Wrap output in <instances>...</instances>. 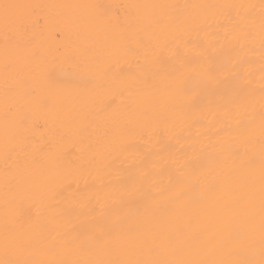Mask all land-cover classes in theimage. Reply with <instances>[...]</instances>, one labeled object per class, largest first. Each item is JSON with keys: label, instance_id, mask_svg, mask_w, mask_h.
I'll use <instances>...</instances> for the list:
<instances>
[{"label": "snow or ice", "instance_id": "6c2138e0", "mask_svg": "<svg viewBox=\"0 0 264 264\" xmlns=\"http://www.w3.org/2000/svg\"><path fill=\"white\" fill-rule=\"evenodd\" d=\"M0 264H264V0H0Z\"/></svg>", "mask_w": 264, "mask_h": 264}, {"label": "bare ground", "instance_id": "6f19581e", "mask_svg": "<svg viewBox=\"0 0 264 264\" xmlns=\"http://www.w3.org/2000/svg\"><path fill=\"white\" fill-rule=\"evenodd\" d=\"M35 2H41V3H59L63 2V0H35ZM99 2H107V3H126L129 2V0H99ZM49 43L52 45H56L57 43V37L55 36V33H51L49 36Z\"/></svg>", "mask_w": 264, "mask_h": 264}]
</instances>
